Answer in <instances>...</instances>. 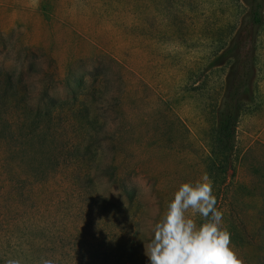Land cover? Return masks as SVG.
Here are the masks:
<instances>
[{
    "label": "rangeland",
    "instance_id": "obj_1",
    "mask_svg": "<svg viewBox=\"0 0 264 264\" xmlns=\"http://www.w3.org/2000/svg\"><path fill=\"white\" fill-rule=\"evenodd\" d=\"M244 13L241 0H0V264H148L153 223L205 174L229 71L211 63ZM254 81L234 174L213 190L244 264H264V23ZM31 131L50 140L21 150Z\"/></svg>",
    "mask_w": 264,
    "mask_h": 264
},
{
    "label": "trees",
    "instance_id": "obj_2",
    "mask_svg": "<svg viewBox=\"0 0 264 264\" xmlns=\"http://www.w3.org/2000/svg\"><path fill=\"white\" fill-rule=\"evenodd\" d=\"M241 1L245 5V13L240 24L230 37L227 47L211 63V67L215 69L224 66L229 68L224 94L214 110L215 122L208 140L209 153L202 160L204 171L213 181V190L218 194L228 184V178L234 174L238 122L247 103L255 97L256 41L258 31L264 23L263 0ZM77 122L81 135H90L95 128L93 121L85 120L81 116ZM49 140L50 135L43 131H31L21 141V150L28 147L42 148Z\"/></svg>",
    "mask_w": 264,
    "mask_h": 264
},
{
    "label": "clouds",
    "instance_id": "obj_3",
    "mask_svg": "<svg viewBox=\"0 0 264 264\" xmlns=\"http://www.w3.org/2000/svg\"><path fill=\"white\" fill-rule=\"evenodd\" d=\"M216 204L206 173L196 182L180 184L143 244L148 264H244L232 247L231 233L222 227L224 214ZM6 264L21 262L9 259Z\"/></svg>",
    "mask_w": 264,
    "mask_h": 264
},
{
    "label": "crops",
    "instance_id": "obj_4",
    "mask_svg": "<svg viewBox=\"0 0 264 264\" xmlns=\"http://www.w3.org/2000/svg\"><path fill=\"white\" fill-rule=\"evenodd\" d=\"M262 86H264V82L262 83ZM262 93L264 94V90L262 91Z\"/></svg>",
    "mask_w": 264,
    "mask_h": 264
}]
</instances>
